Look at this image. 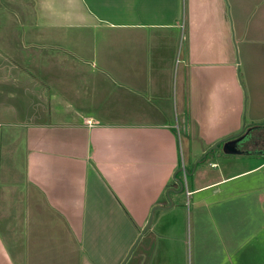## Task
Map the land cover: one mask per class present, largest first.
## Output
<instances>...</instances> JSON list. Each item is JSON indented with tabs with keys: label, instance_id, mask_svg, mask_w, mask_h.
<instances>
[{
	"label": "crops",
	"instance_id": "obj_1",
	"mask_svg": "<svg viewBox=\"0 0 264 264\" xmlns=\"http://www.w3.org/2000/svg\"><path fill=\"white\" fill-rule=\"evenodd\" d=\"M23 14L36 33L6 50L17 71L0 89L37 120L0 125V264H52L43 229L63 221L73 243L54 264H128L134 248V264H264V0H26ZM247 132L208 160L215 177L200 182L202 156L186 176L189 230L163 221L184 188L180 137L219 152Z\"/></svg>",
	"mask_w": 264,
	"mask_h": 264
},
{
	"label": "rangeland",
	"instance_id": "obj_2",
	"mask_svg": "<svg viewBox=\"0 0 264 264\" xmlns=\"http://www.w3.org/2000/svg\"><path fill=\"white\" fill-rule=\"evenodd\" d=\"M25 1L26 0H0V67L1 68L4 67L2 69L0 68V72L4 71L3 73L6 76L8 75V73H11L13 75V73L17 71L16 70L17 67L13 65L14 63H13L12 55L9 54L8 51L6 50H8L9 47L19 49L18 48L19 46H17L16 44L23 47L24 44L27 42V39H26L27 35L31 33L32 34L36 33V30L33 27L34 24H32L31 19L29 17L25 19L24 17L23 7H24ZM17 36L18 38L15 39V37ZM24 50H27V49H24ZM21 55H23L22 50H21ZM2 85H3V88L2 90L0 89V92H1L0 93V125L1 126L10 125V127H12L11 125L14 123L37 120L36 118H31L32 115H29L28 117L25 114L27 112L20 111V109L23 108V105L26 106L27 104H29L25 102L24 95H22L20 91L17 94L14 93L12 91L13 89H10L9 83L6 79H4V83ZM40 89L44 90V88H40L38 85L37 90L40 91ZM9 91L12 92V95H10ZM46 94H47V90H46ZM21 139H22L21 134L18 133L17 138H16V145L18 146L17 147L18 152L20 151L19 156H18L20 161H22V154H21V150L19 149V148H22ZM220 147H219V152H222L223 154L222 156H220L219 152L217 151H211V152L206 153V156L203 160L198 161L197 163L198 167H201L207 164L206 171L209 170L207 173V176L205 175L203 178H201L200 182H204L208 180L210 178V175H212V177H215L216 175L214 176V174H216L217 170L220 171L219 169L220 166H218V168H212L207 163L208 160L216 159L218 164L221 165L223 163L222 158H227L229 156H232V155H226V153L222 151V145ZM178 152H179V155H178L177 164L180 168L179 172L182 174L181 176L180 174L178 176L181 178V182L184 184V188L180 192H178L176 196H173L172 194L171 198L168 199L169 204L170 202L173 201V206L171 208L172 211L170 215L167 212V215L164 216L165 219H163V221L172 219V222H175L177 226L183 224L185 228L189 230V224L192 222L191 211L194 205L191 202L192 198L187 196L186 194V187H188L187 178L191 180L192 176L190 175V170L194 168L197 160L200 158V156L203 155L204 152L199 153L197 151V147H193L191 149L187 147L186 139L183 136L180 137V140L178 142ZM195 153L197 156L194 155ZM217 153H218V157H217ZM20 169H21V165H20ZM262 173L263 171L261 170L259 172L253 173L252 176H254L255 178L261 179ZM234 182L235 181H232L229 184H232ZM234 184L235 186H237L240 183L239 184L234 183ZM208 192L212 193L213 189H210ZM221 197H224V195L222 194ZM214 205L215 204H213V206ZM210 206L212 205L210 204ZM15 215H18V214H15ZM44 215L47 217L48 220L51 221L50 217L48 218V215L50 216L51 214L46 213ZM10 216H12V214H10ZM15 218L16 220L14 222V225L15 226L17 225L18 227L19 224L17 221H19V216L18 217L15 216ZM61 218L63 219V217ZM61 218L58 220L59 222H61ZM150 219H151V215L147 221L148 223L150 222ZM64 225H65V222L64 221L61 222V224L59 225V228H57L59 229V233L56 234L55 237H52L47 232L48 230H50V232H53L55 231V228H51V226L46 224L45 228L47 229H43L44 230L43 235L48 240H42V246L44 247L47 255L50 256V259L52 260V264H54V262L57 261V258L59 256H61L62 259L66 257V254L62 252L63 244H61V242H64L67 245H71L73 243V237L71 236V230L70 229L65 230L63 227ZM52 226L54 225L52 224ZM178 230H181V229H178ZM17 237H18L17 238L18 240H21V238L23 237V232L20 233V236L17 235ZM55 245H58V246H55ZM67 247L68 246H66L65 248ZM77 248H78V252L80 255L83 253L88 255L87 252H85L84 250H81L79 247H76L75 249L77 250ZM20 249L23 253V248L21 247ZM138 249L139 248L133 249V252L131 253L130 261L128 262V264H130L131 262L132 264L135 263L136 251H138ZM56 250H58L60 253H57ZM75 264H79V263H75Z\"/></svg>",
	"mask_w": 264,
	"mask_h": 264
},
{
	"label": "water",
	"instance_id": "obj_3",
	"mask_svg": "<svg viewBox=\"0 0 264 264\" xmlns=\"http://www.w3.org/2000/svg\"><path fill=\"white\" fill-rule=\"evenodd\" d=\"M243 136L244 134H241V135L223 139L222 140V151L226 154H235V153L241 152L237 144L243 138ZM206 153L207 152H204L202 157L205 156Z\"/></svg>",
	"mask_w": 264,
	"mask_h": 264
},
{
	"label": "flooded vegetation",
	"instance_id": "obj_4",
	"mask_svg": "<svg viewBox=\"0 0 264 264\" xmlns=\"http://www.w3.org/2000/svg\"><path fill=\"white\" fill-rule=\"evenodd\" d=\"M262 140L264 139V134L261 135ZM252 141H254V137L252 136L251 133L247 132L244 134L243 138L241 139V141H239V143L237 144L238 147H248L249 143H252Z\"/></svg>",
	"mask_w": 264,
	"mask_h": 264
},
{
	"label": "trees",
	"instance_id": "obj_5",
	"mask_svg": "<svg viewBox=\"0 0 264 264\" xmlns=\"http://www.w3.org/2000/svg\"><path fill=\"white\" fill-rule=\"evenodd\" d=\"M205 157H202V159L201 160H203Z\"/></svg>",
	"mask_w": 264,
	"mask_h": 264
}]
</instances>
